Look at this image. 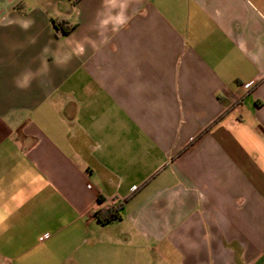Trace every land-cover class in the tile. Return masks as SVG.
Listing matches in <instances>:
<instances>
[{
    "label": "crops",
    "instance_id": "0c3cea01",
    "mask_svg": "<svg viewBox=\"0 0 264 264\" xmlns=\"http://www.w3.org/2000/svg\"><path fill=\"white\" fill-rule=\"evenodd\" d=\"M0 264H264V0H0Z\"/></svg>",
    "mask_w": 264,
    "mask_h": 264
},
{
    "label": "trees",
    "instance_id": "16d2710c",
    "mask_svg": "<svg viewBox=\"0 0 264 264\" xmlns=\"http://www.w3.org/2000/svg\"><path fill=\"white\" fill-rule=\"evenodd\" d=\"M60 25H57V27H59ZM61 27V26H60ZM62 31L65 33L66 30L65 28H62ZM120 207L116 208V209H108L106 210V214L103 215L101 211L97 212V216L99 218V220L101 221V223H108L111 222L113 220H116L120 217Z\"/></svg>",
    "mask_w": 264,
    "mask_h": 264
},
{
    "label": "built area",
    "instance_id": "2783aa9c",
    "mask_svg": "<svg viewBox=\"0 0 264 264\" xmlns=\"http://www.w3.org/2000/svg\"><path fill=\"white\" fill-rule=\"evenodd\" d=\"M251 84V82H248V83H246V86H249ZM41 238H43V237H41Z\"/></svg>",
    "mask_w": 264,
    "mask_h": 264
},
{
    "label": "clouds",
    "instance_id": "9594fccd",
    "mask_svg": "<svg viewBox=\"0 0 264 264\" xmlns=\"http://www.w3.org/2000/svg\"><path fill=\"white\" fill-rule=\"evenodd\" d=\"M27 86H28L27 84L24 85V87H27Z\"/></svg>",
    "mask_w": 264,
    "mask_h": 264
}]
</instances>
